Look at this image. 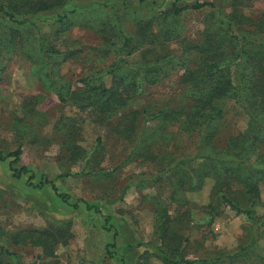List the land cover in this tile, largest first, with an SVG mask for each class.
<instances>
[{
	"label": "rangeland",
	"instance_id": "obj_1",
	"mask_svg": "<svg viewBox=\"0 0 264 264\" xmlns=\"http://www.w3.org/2000/svg\"><path fill=\"white\" fill-rule=\"evenodd\" d=\"M194 1L179 0V4ZM208 1L221 7L224 15L231 11V0ZM152 2L69 0L68 8L91 13L74 16L71 29L62 33L80 50L61 63L60 78L75 90L83 86L82 77L104 73L117 58L113 44L119 46L124 37L141 49L163 40L170 51L180 53L185 42L199 41L207 22L218 15L216 7L183 11L168 21L162 36L154 11L148 7ZM170 3L156 2L166 10ZM241 10L250 21L238 25L239 30L264 38V0H245ZM35 21L12 32L11 23L0 15V149L23 150L18 163L12 162L13 157L0 159V244L10 251L0 253V264H169L163 260L157 232L159 225L167 223L176 235L170 252L174 256L200 264H264V221L252 227L246 214L215 202L216 179L211 173L200 187L194 183L192 188L186 174L198 167L197 162L178 175L168 173L165 164L170 161L164 159L174 163L190 156L196 138L179 133L171 119L163 127L159 117L144 113L136 120L131 116L123 120L125 112L147 109L152 114L167 105L181 104L187 86L180 82L179 70L145 85L134 96L130 93L116 114L103 115L72 97L62 101L38 77L34 69L38 40L57 39V22L51 12L40 14ZM104 80L110 87L118 84L112 75ZM248 120L234 101L228 102L216 144L223 145L244 131ZM121 122H136L131 140L117 131ZM146 127L149 130L136 147L140 142L136 136ZM91 153L95 156L88 158ZM22 165L31 169L35 184L43 176L55 178L59 192L72 198L63 200L49 184L35 187L28 175L15 176V168ZM208 167L207 172L212 166ZM186 179L185 185L179 183ZM257 187L256 208L264 214V179ZM83 200L99 211L88 209ZM46 228L60 234L61 241L52 253L32 243L31 231ZM22 230L28 234L21 235ZM18 239L22 242H15Z\"/></svg>",
	"mask_w": 264,
	"mask_h": 264
},
{
	"label": "trees",
	"instance_id": "obj_2",
	"mask_svg": "<svg viewBox=\"0 0 264 264\" xmlns=\"http://www.w3.org/2000/svg\"><path fill=\"white\" fill-rule=\"evenodd\" d=\"M158 1L171 2L168 10L157 7V0H153L152 6H148L154 11L153 18L161 28L162 36L166 33L168 21L175 20L183 11L216 7L214 9H217L218 15L207 22L202 38L197 42H185L180 53L170 51L167 42L163 40H154L141 49L124 37L119 46L113 44L117 50V58L105 72L89 73L82 77L83 86L75 90L60 78L59 70L61 63L76 56L80 49L73 46L74 40L71 42L62 33L71 29L74 16L91 11L80 7L68 8L69 0H0V15L11 23L10 30L15 32L27 25H35L36 17L44 12H51L57 22V39L48 42L46 38H39L38 60L36 59L34 68L38 77L46 86L53 88L62 101L72 97L103 115L116 114L130 97V93L134 96L145 85L156 84L166 74H171L173 69H178L176 72L179 73L180 82L187 86V95L181 104L167 105L152 114L147 109L125 112L123 120L130 116L136 120L139 114L144 113L147 117H159L162 127L165 122L175 121L178 132L196 138L197 143L194 153L188 157L174 160V163L170 159H164L170 161L165 164L168 173L173 171L174 175H178L185 169L192 168L193 163L197 162L198 167L186 174L191 180V187L194 188V183L196 187H200L203 179L210 175L208 173L213 174L216 180L212 199L220 205H229L238 213L246 214L252 227L256 226L264 221V214H260L256 208L257 191L259 193L257 184L264 179V38L239 30L238 25L250 21L241 10L245 0H231V11L228 15H224L221 7L208 0H195L192 4L183 5L179 4V0ZM96 3L102 8L106 7L100 2ZM151 27L149 23L150 32ZM104 38L108 36L104 35ZM125 52L133 58L127 59ZM106 75H112L118 84L108 86L104 80ZM230 101H234L249 116L248 125L244 131L230 137L223 145H218L215 139L221 132L222 120ZM135 127L136 122H121L117 131L123 134V139L131 140ZM147 130L148 127L137 134L136 139L139 138L140 142H136V147L140 146ZM22 153L21 147L10 152L0 149V159L13 157L12 162L18 163ZM94 156L91 153L88 158ZM209 164L212 167L207 172ZM14 174L17 177L28 175L29 183L35 187L51 185L55 193L65 201L72 198L68 193L59 192L55 178L43 176L38 183L32 182L34 174L27 165L16 167ZM170 179H173V175ZM186 181L188 180L179 183L185 185ZM83 201L88 209L95 207V204ZM95 209L99 211L98 207ZM169 225L167 223L157 228L163 260L169 264H200L202 261L170 253L176 235L172 233ZM21 232V235L28 234L25 230ZM31 233L34 234L32 243L43 245L50 253L61 241L58 230L54 228L33 230ZM15 242L21 243L22 240ZM5 251L10 252L0 244V253Z\"/></svg>",
	"mask_w": 264,
	"mask_h": 264
}]
</instances>
